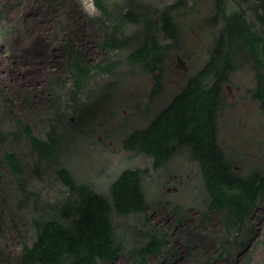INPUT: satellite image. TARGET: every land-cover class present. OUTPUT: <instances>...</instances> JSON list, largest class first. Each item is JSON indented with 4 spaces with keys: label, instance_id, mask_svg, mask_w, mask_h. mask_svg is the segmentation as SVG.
I'll return each instance as SVG.
<instances>
[{
    "label": "rangeland",
    "instance_id": "374dc122",
    "mask_svg": "<svg viewBox=\"0 0 264 264\" xmlns=\"http://www.w3.org/2000/svg\"><path fill=\"white\" fill-rule=\"evenodd\" d=\"M102 1L117 18L123 0ZM139 1L158 9L176 2ZM90 2L93 0H0V264H21L22 247L33 242L34 200L52 204L67 195L53 169L38 159L10 114H16L36 136L45 139L54 109L66 106L72 86L67 50L80 52L89 66L115 65L110 72L90 71L92 100L102 99L94 113L79 122L68 108L71 124L62 129L61 164L77 182L109 198L110 185L123 169L151 168V158L122 148L124 134L146 126L183 88L186 79L207 60L217 35V29L206 21L214 11L211 1L188 0L185 7L174 11L177 44L162 66L161 89L154 94L152 77L127 63L130 47L110 52L101 47L103 36L88 21L99 16L98 11L89 15ZM243 7L237 0L226 2L227 13ZM137 30L127 25L123 32L131 35ZM158 39L167 42L161 36ZM239 65L224 86L218 138L233 169L245 175L255 167L264 172V112L250 98L253 69L244 61ZM109 82L113 83L111 89L104 86ZM5 151L13 152L22 164L31 194L26 200L2 162ZM143 189L146 212L112 213V222L128 248L142 246L153 236L167 241L163 258L153 256L149 264H264V194L249 221L254 234L245 236L242 231L233 241V236L224 232L222 213L202 214L207 195L198 165L187 149L143 177ZM116 264L136 263L125 254Z\"/></svg>",
    "mask_w": 264,
    "mask_h": 264
},
{
    "label": "trees",
    "instance_id": "16d2710c",
    "mask_svg": "<svg viewBox=\"0 0 264 264\" xmlns=\"http://www.w3.org/2000/svg\"><path fill=\"white\" fill-rule=\"evenodd\" d=\"M187 1L176 0L173 5L158 9L139 0H123L115 18L105 2L93 0L99 16L89 17L88 21L100 30L102 48L110 52L130 47L127 63L152 77L153 93L157 94L161 89L162 66L177 44L173 12L185 7ZM208 1L213 3L214 11L206 21L217 29V35L207 60L146 126L124 134L122 148L151 158V168L123 169L110 185L109 198L95 192L90 185L77 182L61 164L62 129L65 124H71L67 119L68 108L77 114L74 120L79 122L88 119L102 99L92 100L94 82L90 71L110 72L115 65L89 66L80 52L67 50V72L72 86L66 106L54 109L45 139L36 136L28 123L10 113L29 147L46 167L53 169L67 194L52 204L34 200L37 212L31 220L34 240L22 247L21 264H116L125 254L136 264H149L153 256L163 258L167 241L161 237L153 236L142 246L128 248L125 239L116 233L112 213L119 216L145 213L148 201L143 177L162 169L182 149L189 151L200 171L207 195L206 210L202 214L222 213L224 232L232 235L233 241L242 231L245 236L254 234L249 221L264 194V172L255 167L245 175L236 173L219 143L218 112L224 86L242 61L253 69L250 98L264 112V0H237L238 6L245 7L229 13L227 0ZM127 25L138 30L125 35L123 29ZM159 36L167 42H160ZM112 85L109 82L104 86L111 89ZM86 100L91 103L85 104ZM2 162L26 200L31 194L27 191L19 158L5 151ZM38 169L36 166L37 175Z\"/></svg>",
    "mask_w": 264,
    "mask_h": 264
},
{
    "label": "clouds",
    "instance_id": "9594fccd",
    "mask_svg": "<svg viewBox=\"0 0 264 264\" xmlns=\"http://www.w3.org/2000/svg\"><path fill=\"white\" fill-rule=\"evenodd\" d=\"M88 9H90L91 11H89V15H93L97 10L95 9L93 3H89L88 4Z\"/></svg>",
    "mask_w": 264,
    "mask_h": 264
}]
</instances>
